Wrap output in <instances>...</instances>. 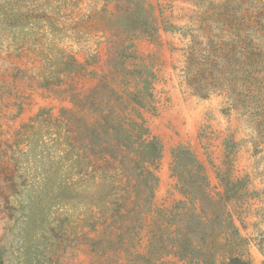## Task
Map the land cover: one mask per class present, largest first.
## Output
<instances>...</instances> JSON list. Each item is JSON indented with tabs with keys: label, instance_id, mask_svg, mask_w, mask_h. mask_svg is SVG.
<instances>
[{
	"label": "rangeland",
	"instance_id": "1",
	"mask_svg": "<svg viewBox=\"0 0 264 264\" xmlns=\"http://www.w3.org/2000/svg\"><path fill=\"white\" fill-rule=\"evenodd\" d=\"M0 264H264V0H0Z\"/></svg>",
	"mask_w": 264,
	"mask_h": 264
},
{
	"label": "trees",
	"instance_id": "2",
	"mask_svg": "<svg viewBox=\"0 0 264 264\" xmlns=\"http://www.w3.org/2000/svg\"><path fill=\"white\" fill-rule=\"evenodd\" d=\"M207 52L205 50H203V54L199 53V55H201L202 57L201 59V63H199V65H196L195 67L199 66V67H205L207 65H211V61L207 59L206 57ZM198 55V53L196 52L195 48L193 46L190 47V49L188 51H186V58H185V69L187 71H190V69H192L194 67V57ZM206 59V60H204ZM198 74L195 73V76H197Z\"/></svg>",
	"mask_w": 264,
	"mask_h": 264
}]
</instances>
